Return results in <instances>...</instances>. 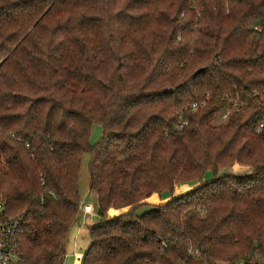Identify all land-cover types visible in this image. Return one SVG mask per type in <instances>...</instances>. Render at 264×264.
Instances as JSON below:
<instances>
[{"label":"trees","instance_id":"16d2710c","mask_svg":"<svg viewBox=\"0 0 264 264\" xmlns=\"http://www.w3.org/2000/svg\"><path fill=\"white\" fill-rule=\"evenodd\" d=\"M262 118L264 0H0V197L21 264L65 263L86 155L100 222L82 264L264 263Z\"/></svg>","mask_w":264,"mask_h":264},{"label":"rangeland","instance_id":"374dc122","mask_svg":"<svg viewBox=\"0 0 264 264\" xmlns=\"http://www.w3.org/2000/svg\"><path fill=\"white\" fill-rule=\"evenodd\" d=\"M102 133H103L102 126L99 124H94L92 127V133H91V143L92 144L98 143L101 140ZM82 163H83L82 164V175H81L80 182H79V187L81 190V201L83 203L89 202V203L97 205L96 195L91 193V191H89V189H88L89 157L87 155L83 157ZM236 166H238V165H235V166L231 167L230 169L225 170L223 172V174L228 173V174H232V175L242 176V175H248L251 172V169L248 167L242 168V166H240V168H238V167L236 168ZM239 172H241V173H239ZM195 186H196V184L181 185L180 187L177 188L174 196H176V194H182V193L186 194L188 190H190L191 188H193ZM156 201H157V198L154 199V202H156ZM108 216L110 217V216H112V214L108 213ZM114 216H116V215H114ZM99 222H100V219H98V217L93 218L92 223L97 224ZM89 245H90V239H89L88 228L85 226L84 227L72 226V228L70 230L69 241H68V245H67V255H66V259H65L64 264H80V263H77V261L75 259L76 255L77 254H80L81 256L84 255L85 252L87 251Z\"/></svg>","mask_w":264,"mask_h":264},{"label":"built area","instance_id":"2783aa9c","mask_svg":"<svg viewBox=\"0 0 264 264\" xmlns=\"http://www.w3.org/2000/svg\"><path fill=\"white\" fill-rule=\"evenodd\" d=\"M239 103L234 102L232 104V108L238 110ZM198 105L194 103L191 106L192 111H197ZM230 111L223 113L220 117V122L225 123L229 119ZM264 129V118H262L258 125L257 130L261 132ZM81 212L87 216V220L92 222L94 215L90 213L86 209H81ZM85 220H82V225H85ZM22 224L19 218L9 217L5 213V203L0 197V264H21V255L19 252V245H18V236L21 233ZM198 251L194 252V255H197ZM77 263L82 264L83 262V255L80 254L76 255ZM264 264V263H260Z\"/></svg>","mask_w":264,"mask_h":264},{"label":"crops","instance_id":"0c3cea01","mask_svg":"<svg viewBox=\"0 0 264 264\" xmlns=\"http://www.w3.org/2000/svg\"><path fill=\"white\" fill-rule=\"evenodd\" d=\"M239 166V165H238ZM244 166H242V168H243ZM252 172V171H251ZM251 172H250V174H251ZM91 193H93V192H91ZM94 194V193H93ZM96 202H97V198H96ZM86 209V210H88L90 213H92L93 215H94V217H97V205H95V204H92V203H89V202H82L81 201V207H80V218H81V221H80V223H79V225H78V223L77 224H75L74 226H76V227H82V226H80V225H82V220L83 219H86L85 220V227L86 226H88V225H91V223L93 222V220H92V222H90V220H87V216H85L82 212H81V209ZM110 210H113V211H115V212H117V214H114V215H119L120 214V210H115V209H110ZM109 214H110V211L108 212ZM114 215H112V216H110L109 218H112V217H114ZM83 226V227H84Z\"/></svg>","mask_w":264,"mask_h":264},{"label":"water","instance_id":"95a60500","mask_svg":"<svg viewBox=\"0 0 264 264\" xmlns=\"http://www.w3.org/2000/svg\"><path fill=\"white\" fill-rule=\"evenodd\" d=\"M201 70H198L197 72H196V75L200 72Z\"/></svg>","mask_w":264,"mask_h":264}]
</instances>
